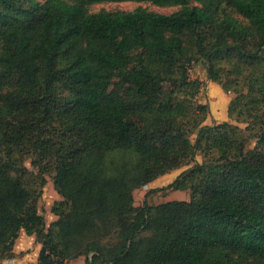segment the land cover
I'll use <instances>...</instances> for the list:
<instances>
[{
    "label": "trees",
    "instance_id": "obj_1",
    "mask_svg": "<svg viewBox=\"0 0 264 264\" xmlns=\"http://www.w3.org/2000/svg\"><path fill=\"white\" fill-rule=\"evenodd\" d=\"M126 2L180 9L88 10ZM197 63L224 93L229 72L248 73L230 120L264 105V0H0V259L23 230L37 264H264V132L246 150L241 129L202 125ZM191 163L160 189L189 201L133 206L135 189ZM49 172L62 201L46 228Z\"/></svg>",
    "mask_w": 264,
    "mask_h": 264
},
{
    "label": "rangeland",
    "instance_id": "obj_2",
    "mask_svg": "<svg viewBox=\"0 0 264 264\" xmlns=\"http://www.w3.org/2000/svg\"><path fill=\"white\" fill-rule=\"evenodd\" d=\"M39 1L43 2L44 0ZM191 5L195 4L192 2ZM138 8L164 15L171 14L180 9V7L161 8L153 6L149 3L126 2L95 4L89 6L88 10L90 13H97L101 10L110 12H132ZM247 74L248 73L246 71H241L238 75L230 74L229 72V76H227V78L223 77V82L230 86L231 91L224 93L220 86H214V84H211L209 83V81H207L205 68L202 63L191 65V67L189 68L190 79L198 80L201 83L200 91L196 98L192 101V106L195 107L196 105H207L209 107V114L207 115L206 120L202 125L213 126L228 122L232 126L241 129L243 131V136L249 137V142L247 144L246 150H252L256 145V135L264 132V105H257L254 112H251L248 116H243V118H241L244 119L243 122H240V120H238L236 116H233L231 120L227 116L229 103L236 97V94H234L233 91H236L237 89L242 93V95H247ZM213 88H215L218 92ZM239 102L241 103L240 108H243L244 113L246 111V108L248 107V99L241 97L239 98ZM245 103L246 105L245 107H243ZM255 114L258 117V122L256 123L252 118ZM190 140L193 143L195 140V136H191ZM195 161L197 163H202L203 158L199 153L196 155ZM192 165L193 163L188 166L181 167L178 170L172 171L156 179L150 184L135 189L132 193L134 201L133 206H147L153 208L159 204L169 201H189L190 191L172 192L165 190L161 191L160 189H163L167 185L171 184L181 173L188 170ZM25 167L34 174L37 173V170L33 169V167L31 166L30 160H27L25 162ZM52 177L53 173L50 172L45 175L46 184L42 189L41 198L39 199L37 204L38 214L44 218L46 228L57 220V217L51 213L52 207L56 203L62 201V198L57 194L53 187ZM32 238H34V242H32L33 240H30V242L29 240L25 239L21 243H18L20 244L18 248L20 249V252L16 255V257L14 256L13 259H17V262H19L20 264H37L38 250L36 249V244L38 243L36 242L34 236H32ZM104 241L109 245L115 244L117 241L116 235L111 234ZM13 259H0V264H15L13 262ZM66 264H85V257L79 256L75 259L67 261Z\"/></svg>",
    "mask_w": 264,
    "mask_h": 264
},
{
    "label": "crops",
    "instance_id": "obj_3",
    "mask_svg": "<svg viewBox=\"0 0 264 264\" xmlns=\"http://www.w3.org/2000/svg\"><path fill=\"white\" fill-rule=\"evenodd\" d=\"M209 83H211V82H209ZM211 84H214V83H211ZM216 84H214V86H215ZM216 88V87H215ZM215 88H213L215 91H217ZM218 92V91H217ZM25 239H27V240H33L32 242H34V238H32V236H27L26 234H25V232L22 230V231H20V233H19V236H18V238H17V240L15 241V243H14V246H13V253H14V255H15V257H16V255L17 254H19V252H20V249H18L19 248V245L20 244H18V243H21L22 241H24ZM31 242V241H30ZM33 244V243H32ZM40 248H41V246L39 245V244H36V249L38 250V255H39V251H40ZM19 250V251H18ZM38 258V257H37ZM13 262L15 263V264H20L19 262H17V259H13Z\"/></svg>",
    "mask_w": 264,
    "mask_h": 264
}]
</instances>
